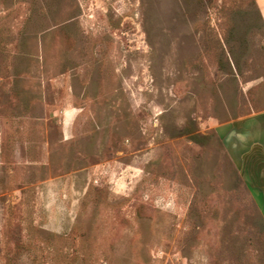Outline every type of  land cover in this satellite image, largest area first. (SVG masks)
Wrapping results in <instances>:
<instances>
[{
  "label": "rangeland",
  "instance_id": "1",
  "mask_svg": "<svg viewBox=\"0 0 264 264\" xmlns=\"http://www.w3.org/2000/svg\"><path fill=\"white\" fill-rule=\"evenodd\" d=\"M263 111L253 0H0V264H264Z\"/></svg>",
  "mask_w": 264,
  "mask_h": 264
},
{
  "label": "crops",
  "instance_id": "2",
  "mask_svg": "<svg viewBox=\"0 0 264 264\" xmlns=\"http://www.w3.org/2000/svg\"><path fill=\"white\" fill-rule=\"evenodd\" d=\"M264 24V0H254ZM217 135L264 216V111L219 125Z\"/></svg>",
  "mask_w": 264,
  "mask_h": 264
},
{
  "label": "trees",
  "instance_id": "3",
  "mask_svg": "<svg viewBox=\"0 0 264 264\" xmlns=\"http://www.w3.org/2000/svg\"><path fill=\"white\" fill-rule=\"evenodd\" d=\"M253 2H254V0H253ZM186 133H187V129L186 130H184ZM192 138H197V136L196 135H193V136H191ZM227 156H228V154H227ZM233 165V164H232ZM235 168V167H234ZM235 170H236V168H235ZM237 171V170H236ZM237 174H238V172H237Z\"/></svg>",
  "mask_w": 264,
  "mask_h": 264
}]
</instances>
